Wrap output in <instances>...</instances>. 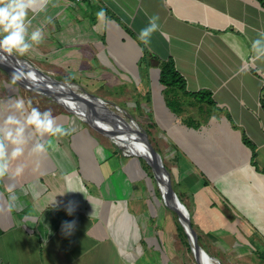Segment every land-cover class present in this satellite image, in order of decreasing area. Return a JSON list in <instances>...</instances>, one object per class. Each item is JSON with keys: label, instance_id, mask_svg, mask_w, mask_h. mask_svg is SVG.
Wrapping results in <instances>:
<instances>
[{"label": "crops", "instance_id": "1", "mask_svg": "<svg viewBox=\"0 0 264 264\" xmlns=\"http://www.w3.org/2000/svg\"><path fill=\"white\" fill-rule=\"evenodd\" d=\"M28 15V20L37 16L28 28L43 30L40 43L53 42L58 64L70 58L80 72L82 49L96 47L101 63L105 54L122 60V73L128 67L138 69L122 77H142L139 71L152 70L147 106L153 125L168 136L177 157L181 154L182 181L207 194L208 180L194 170L203 171L195 153L220 158L216 173L221 186L209 185L214 192L208 191L207 199L214 206L210 226L219 230L213 236L221 249L219 255L217 250L211 254L221 264L236 262L231 253L252 256L254 249L247 247L255 245L262 256L251 262L264 264V57L254 59L251 48L264 33V0H46L43 9L38 2ZM153 15L159 28L146 45L138 33ZM167 61L184 78L188 93H208L212 101L161 84L159 69ZM107 75L112 76L106 72L103 77ZM14 91L0 97V128L7 116L23 123L29 112L26 104L23 113L15 109ZM52 115L69 131L41 137L25 126L24 154L9 160L10 173L20 164L24 171L0 177V264H175L169 249L165 255L143 247L145 238L165 237L166 228L174 234V222L151 201L146 204L150 216L143 215V185L122 177V152L115 153L103 141L88 142L79 133L83 122L64 107ZM47 140L46 153L31 152L35 143ZM6 144L10 153L14 145ZM132 157L137 168L138 157ZM9 184L15 185L17 197L12 210ZM186 195L192 206L193 189ZM223 195L229 203L223 204ZM66 221H75L67 235L62 231Z\"/></svg>", "mask_w": 264, "mask_h": 264}, {"label": "rangeland", "instance_id": "2", "mask_svg": "<svg viewBox=\"0 0 264 264\" xmlns=\"http://www.w3.org/2000/svg\"><path fill=\"white\" fill-rule=\"evenodd\" d=\"M32 18L34 21L38 20L37 16L30 17L31 23L29 25L34 22ZM28 32L30 34L31 30L29 29ZM134 38L135 40H137L135 36ZM28 42L31 43V41L29 40ZM47 44L48 45H43L42 43L34 44L33 47L24 55H19L16 53L15 54L19 57L27 59L33 66L40 68L41 71L46 74H50L52 77L58 80H66L77 83L84 90L96 95L100 99L105 100L107 102H112L114 103V105H118L119 107L128 110L132 117L135 119V121L146 131L148 142L150 143V145L161 155L163 164L168 170L170 182L175 193L177 194L179 200L185 205V207L191 214V224L194 228V231L197 233V242L199 244L201 243V245L208 253H210V255H212L211 253L215 254L216 250L219 255L221 248L217 244V240L213 236V234H216V232H219V230H216L214 226H210L212 225L213 221V219H211L212 215H214V212L210 210H212L214 206L210 204V200L207 199V197L210 191L214 192L209 185L213 184V187L215 188L221 186V184L219 183V177L216 173L217 164L220 163V158L213 159L212 157L202 153L201 151L195 153L194 160L199 161L198 166L201 167L203 171H201L197 167H194V170L200 175H202L200 172L204 173L205 179L208 180V183L206 185L207 188L205 189L207 194L204 193L202 196V190H200L198 185H195L196 187L193 186V182H187L186 184L182 181L181 166H179L178 164V157H180L181 154L178 153L177 157L176 152L173 150L174 147L168 136L166 134H163L161 130H158L156 125H153L149 105L147 106L150 101L148 99V92L149 90H151L150 84L152 70L147 68V73L143 71L144 69L139 71L142 72V77L140 74L138 77H122V74L125 76H129L131 74L129 71L137 73L138 69L128 67L127 71L122 73V60L115 62L112 58L109 59L108 57H106L105 54L104 62L101 63L100 59L96 58L95 56L96 47H92L90 49H82L84 55L82 56V61H80L81 71L78 72L76 69H74L70 58H68L66 61L64 60L62 62L63 65L56 63V58L54 56L55 48L53 46V42H47ZM139 65L141 66V64ZM110 68H116L120 70L112 71L110 70ZM160 71L161 70L159 69V73H161ZM106 72L111 73L112 76L107 75L103 77V74H106ZM144 73L146 75H144ZM14 89L15 96L10 95L9 97L12 96L16 99L23 98L25 100L26 106L28 107V111H30L32 107H36L41 111L50 110L51 113H53L56 112V109L62 106L57 101L43 93H39L26 88H24L23 90V87L16 83V81L11 78L0 66V97L8 96L6 94ZM9 97L6 99H9ZM206 98L207 96H204V99ZM111 106H109V108H113ZM98 110H100V112L103 111L101 109ZM82 122L83 128L79 130V133H81L82 136H85V139H87L88 142L93 144V141H103L102 143L106 147L111 149L114 148L113 151L115 153L117 151L122 152V150L119 149L117 145L118 143H116V141L114 142L109 136L99 131L98 128L91 125L90 123L84 121ZM157 130L159 132H157ZM98 132L103 136H100ZM133 160L134 157L130 155H125L122 152L120 168L122 169V177L125 178V181H130L137 184L142 183L143 185V215L150 216L148 214V207H146V204L148 203V201H151L153 206L155 204H158L157 207L158 209H160V213L164 215H171V217L173 218L172 221L174 222V234L171 231H167L166 228L165 231L167 232V234L165 237H162V235L157 233L159 235L157 239H153V237L152 239L145 238L143 239L144 249H155L154 253L156 252L157 254L164 253L166 255L168 253L169 259L171 258L175 264H196L193 253L187 242L186 234L178 220L177 214L166 206H163L165 204H163L164 202L160 189L156 185V180L150 166L144 159L138 157V167L136 168L133 165ZM190 170L192 169L190 168ZM134 171L137 173L136 175ZM230 176L234 177V175L232 174ZM194 181L196 184H198L197 179ZM189 188L193 189V197H191V200L194 199V203L192 206L191 203L185 202L186 199H188L186 191H188ZM200 196H202L203 198H201ZM215 197H217V200L222 199L221 195ZM224 197L226 198H223V204H226L227 201L229 203V197ZM152 199L155 200V202ZM162 224L163 222H161V224L158 223L160 232H162ZM179 225L181 226L182 230H180ZM249 230L250 231L248 233L253 232L252 228H250ZM248 240H252V242L254 241L255 244L259 247L261 246L259 241H257V239H255L254 237H251ZM166 249H169L167 253H165ZM247 249H254L252 256H250L249 253H241L236 250L231 253L232 256H236V262L227 260L222 264H252V258H255L257 256L259 259H261V247L258 248L253 245V248L247 247ZM169 251H172V253L169 254ZM152 256L154 257V255ZM258 264L263 263L259 261Z\"/></svg>", "mask_w": 264, "mask_h": 264}, {"label": "clouds", "instance_id": "3", "mask_svg": "<svg viewBox=\"0 0 264 264\" xmlns=\"http://www.w3.org/2000/svg\"><path fill=\"white\" fill-rule=\"evenodd\" d=\"M39 2L40 8L43 9L46 0H0V62L8 59L13 53L24 55L29 51L34 44H39L44 36L41 28H35L29 34L28 26L31 23L27 19L29 10H35ZM98 15L103 16L104 12L101 11ZM158 17L153 15L149 18L147 26L142 28L138 33V38L144 44L149 43L151 34L158 30ZM26 35L28 39H26ZM31 41V43L28 42ZM252 51L254 52V59L264 57V33H261L258 38L252 41ZM16 110L23 113L25 108V100L23 98L16 99L14 103ZM3 128H0V177L20 176L24 171L22 164L17 165L14 170L9 171V160L16 159L24 154L23 145L26 143L24 139L25 126H31L37 133L43 137L47 134L49 137L66 134L69 129H65L57 123L50 110L41 111L36 107L24 116L23 123L14 116H7L4 120ZM14 145L10 153L7 152V144ZM49 142H37L31 148V152L40 154L46 153L48 150ZM99 147L97 151H101ZM15 185L9 184L7 191L9 193L8 208L12 210L16 205L17 197L15 195ZM68 191H73L69 189ZM56 207L55 199L53 201ZM73 208L69 206L66 211L69 215L72 214ZM75 221H66L62 224V231L67 235L71 234L74 228Z\"/></svg>", "mask_w": 264, "mask_h": 264}, {"label": "water", "instance_id": "4", "mask_svg": "<svg viewBox=\"0 0 264 264\" xmlns=\"http://www.w3.org/2000/svg\"><path fill=\"white\" fill-rule=\"evenodd\" d=\"M0 54L5 55L4 53H0ZM13 55H16V54L13 53ZM17 57H19V56H17ZM19 58L22 61H24L28 66L33 67V69L35 70V73L40 75L45 80L42 83H36V82L31 81L30 77L27 75L28 74L27 71L21 65L22 63L16 59L12 58V59H7L3 62H0V66L5 70V72L11 78H13L16 81V83H18L21 87L29 89V90H34V91L39 92V93H43V94L51 97L52 99L57 101L60 105H62L65 109L70 111L73 115H76L82 121L90 123L91 125L95 126L96 128L99 129V131L105 133L107 136L111 137L110 134L115 135L117 137L119 136V134L116 133V131H114V129L107 127L108 125L107 126L102 125V123H100V121L96 119V116L94 114L87 111L88 109L93 108L95 111H97L99 113V116L101 119H103V118L108 119L109 115L105 111L106 107L101 103L99 97H97L96 95L84 90L77 83L66 81V80H58V79L52 77L50 74H46L43 71L38 70L27 59H24L22 57H19ZM72 85H74L76 88H79L81 90L80 95H86L91 100H94V101H89V100L86 102L81 101L80 99L77 98L76 92L70 91L68 89L67 90L64 89L65 86H72ZM65 95H67V97ZM110 105H114V103L110 102ZM96 107L98 109L103 110V111L100 112V110H98ZM127 117L131 121H135V119L132 117V115L130 113L127 115ZM141 131L145 137L144 140H145L146 145H148L150 148H152V146L150 145V143L146 139L147 138L146 131L142 127H141ZM117 145H118L119 149L122 150V146L119 143ZM122 152H123V150H122ZM155 155L158 158V165L164 174L166 193L168 195V199L170 202L169 204L166 203L165 198H164L162 191L160 189V192H161L165 206L177 214L178 220H179V222H180V224H181V226H182V228L186 234L187 242L189 244V247H190L192 253L197 252V253H201L203 255H209L204 250V248H202L201 245L197 242V233L194 231V228L191 224V219H190L188 210L185 207V205L179 200L177 194L175 193V191L171 185L169 173H168L167 168L163 164L162 157L156 151H155ZM143 159H144V157H143ZM154 177L156 180L155 175H154ZM209 256L212 257L214 260H216L219 264H221V262L219 261L218 258L213 257L211 255H209ZM197 263L199 264L198 261H197Z\"/></svg>", "mask_w": 264, "mask_h": 264}, {"label": "bare ground", "instance_id": "5", "mask_svg": "<svg viewBox=\"0 0 264 264\" xmlns=\"http://www.w3.org/2000/svg\"><path fill=\"white\" fill-rule=\"evenodd\" d=\"M4 54L7 55L6 53ZM12 58L22 63L21 65L27 71L28 73L27 75L30 77L31 81L36 82V83H42L45 81L40 75L35 73V70L33 69V67L28 66L19 57L13 54L11 56H8V59H12ZM37 69L41 70L39 68ZM64 89L66 90L68 89L70 91L76 92L77 98L80 99L81 101H85V102L88 100L94 101V100H91L86 95H80L81 90L79 88H76L74 85L65 86ZM65 96L67 97V95ZM100 101L106 107L105 111L109 115L108 119H104V118L101 119L99 116V113L95 111L93 108H90L87 111L94 114L96 116V119L99 120L100 123H102V125H105V126L108 125L107 127L114 129V131H116V133L119 134L118 137L110 134L111 136L110 138L122 146V150L125 155L135 156L139 158H141L142 156L144 157V160L147 162L153 174L156 176V185L159 187V189H161L166 203L169 204L170 202H169L168 195L166 193V188H165V178H164V174L162 170L160 169L158 165V158L155 155L156 150L153 147L150 148L148 145H146L145 140H144L145 137L141 131V126L137 124L135 121H131L127 117V115L129 114L128 110L121 108L118 105L111 106L110 102H107L102 99H100ZM109 106L113 108H109ZM146 139L148 140V138ZM193 256H194L196 264H198L197 261L199 262V264H219L216 260H214L209 255H203L201 253L196 252V253H193Z\"/></svg>", "mask_w": 264, "mask_h": 264}, {"label": "trees", "instance_id": "6", "mask_svg": "<svg viewBox=\"0 0 264 264\" xmlns=\"http://www.w3.org/2000/svg\"><path fill=\"white\" fill-rule=\"evenodd\" d=\"M160 83L167 86V87H174V88H178L180 90H182L185 94H189V95H193L195 96L197 99L201 100V97L204 98L202 95L200 97V93H188V91L185 90V80L184 78L176 71L172 61H167L164 62L162 64V69H161V74H160ZM208 96L206 98L207 102H211L212 100L209 97V94L207 93ZM246 143H249L246 139H245ZM263 172H264V168H263ZM180 230H182L181 226L179 225Z\"/></svg>", "mask_w": 264, "mask_h": 264}, {"label": "built area", "instance_id": "7", "mask_svg": "<svg viewBox=\"0 0 264 264\" xmlns=\"http://www.w3.org/2000/svg\"><path fill=\"white\" fill-rule=\"evenodd\" d=\"M77 1V0H76Z\"/></svg>", "mask_w": 264, "mask_h": 264}]
</instances>
